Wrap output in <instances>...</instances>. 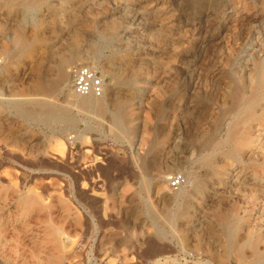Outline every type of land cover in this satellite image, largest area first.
Wrapping results in <instances>:
<instances>
[{
	"label": "rangeland",
	"instance_id": "1",
	"mask_svg": "<svg viewBox=\"0 0 264 264\" xmlns=\"http://www.w3.org/2000/svg\"><path fill=\"white\" fill-rule=\"evenodd\" d=\"M74 52L79 64L109 73L102 100L110 104L119 89L124 132L67 88L34 92ZM257 73L264 74V0H0V264H257L263 118L244 131L227 176H205L197 191L186 184L179 203L190 195L192 205L187 216L176 213L173 230L165 215L177 209L169 177L185 178L196 155L219 158L229 148L226 125ZM35 98L69 120L44 122L47 109ZM16 100L35 117L22 116ZM158 169L168 176L159 194ZM229 225L239 227L237 244Z\"/></svg>",
	"mask_w": 264,
	"mask_h": 264
},
{
	"label": "bare ground",
	"instance_id": "2",
	"mask_svg": "<svg viewBox=\"0 0 264 264\" xmlns=\"http://www.w3.org/2000/svg\"><path fill=\"white\" fill-rule=\"evenodd\" d=\"M21 42L22 41L20 40L17 41L16 46L19 48V50L21 49V44H22ZM81 59H82V56L80 55V53L74 52V53L67 54V55L63 54L59 59L55 79L50 82H44V83L42 82L41 84H38L33 89L34 92L37 93L38 95L47 97L45 95V93L47 92H51V93L53 92L56 93L57 91L64 92L67 88V90L70 93L71 84H72V75L70 77V70L68 68L70 66L82 65V64H79L80 62H78ZM114 73L112 72L110 73L113 79L117 78L114 75ZM108 74L109 73L104 71L102 77L105 78V76ZM248 81H249L248 94L242 99L238 108L233 113V115L231 116V119L226 125V129H225V133L223 137L224 139L222 140V142L224 143L223 144L224 147L229 145V148L224 152L222 151L223 153L220 154L219 158L216 157L217 153H214V152L210 154L198 156L196 155V152L192 151L190 157L194 155H196L197 157L193 161L190 160L184 168V171H183L185 175L184 184L181 185L179 188H177L174 191L172 196H169L170 200H172V202L175 203L177 207L176 211L173 212L172 210H169L168 213L165 214L167 218V222L172 230L176 227V223H177L176 221L177 218L175 216L176 213L180 212V217L183 218L187 216V214L189 213V209L192 205L190 199H188L190 195L187 196V198L183 201L182 204H180L181 202L179 203L181 198H183V195L186 194V189H185L186 184L193 183L194 190L197 191L200 188V186L206 183L205 178H204L205 176L208 178H212V179L214 176H219V175L227 176L229 174V170L232 164L237 163L240 160V150L243 147L242 145L246 144V141L243 142L244 137H242L244 136L243 135L244 131L250 128V124L256 121L257 119H260V118L264 119V74L263 73L253 74L251 75ZM108 88H110V86L106 85V92ZM118 90H119L118 88L113 89L112 90L113 94L116 95L118 93ZM74 95H75L74 99L78 100V103L80 104V106L89 107L95 110L96 113L102 118L107 117L111 125L115 127L117 130L121 132H124L126 130L125 126L127 124V120H126V117L121 113V109L119 108V103L117 102L115 95L112 97L110 104H106L104 100H102V98H95L93 96H79L76 94ZM126 95L129 96L130 101L134 100V98H136L137 96L134 88H129ZM18 102H21V101L16 100V101H13L12 104L15 106V108L18 110V112L22 116L27 117V118L35 117L33 113L26 111L27 109L25 110L22 107V105ZM31 102L33 104H36L38 106H41L47 109L46 113L42 117V120L44 122H53V121L62 122V121L69 120L68 113L65 110L54 107L51 103L46 102L43 98H35V99H32ZM65 153L67 154L71 153L68 147L65 148ZM145 159L146 158H141V163L139 164V168L142 171L147 169ZM193 166H195L197 169H205V171L202 174L193 172L191 171ZM167 178L168 176L164 175V172H162V170L160 169H158L156 173L154 174V179H156V182L154 183L153 188L157 194L164 192V191L165 192L168 191ZM122 192H125V190H122ZM165 197H168V196H165ZM218 202L221 203L222 199L218 200ZM158 214L160 213H156L153 209H152V212L151 211L148 212V215H150L154 219L158 218L157 217ZM238 230H239V227H237L236 225H229L226 228V233L230 236L234 244L238 243ZM158 234L160 236L164 235L161 231H159ZM115 256H116V259L118 260L119 256L117 254ZM213 259L214 261L218 262L215 257H213ZM257 264H264V255L258 257Z\"/></svg>",
	"mask_w": 264,
	"mask_h": 264
},
{
	"label": "built area",
	"instance_id": "3",
	"mask_svg": "<svg viewBox=\"0 0 264 264\" xmlns=\"http://www.w3.org/2000/svg\"><path fill=\"white\" fill-rule=\"evenodd\" d=\"M71 92L79 96L102 98L106 94L107 81L89 65L75 66L72 71ZM170 187L179 188L184 183L182 174L175 173L168 179Z\"/></svg>",
	"mask_w": 264,
	"mask_h": 264
}]
</instances>
